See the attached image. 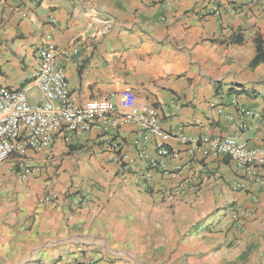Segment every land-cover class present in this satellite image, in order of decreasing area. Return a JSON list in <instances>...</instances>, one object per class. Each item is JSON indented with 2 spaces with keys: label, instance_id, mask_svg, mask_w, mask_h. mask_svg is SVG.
<instances>
[{
  "label": "crops",
  "instance_id": "0c3cea01",
  "mask_svg": "<svg viewBox=\"0 0 264 264\" xmlns=\"http://www.w3.org/2000/svg\"><path fill=\"white\" fill-rule=\"evenodd\" d=\"M211 1L0 0V86L30 82L52 44L71 103L131 90L161 129L100 119L18 152L36 169L0 185V264H264V169L251 180L208 146L236 136L264 148V64L249 67L264 0H219L239 9L221 25ZM230 209L241 230L224 226Z\"/></svg>",
  "mask_w": 264,
  "mask_h": 264
},
{
  "label": "built area",
  "instance_id": "2783aa9c",
  "mask_svg": "<svg viewBox=\"0 0 264 264\" xmlns=\"http://www.w3.org/2000/svg\"><path fill=\"white\" fill-rule=\"evenodd\" d=\"M239 9L212 0L206 10V15L215 16L222 24L223 13H236ZM35 89L39 96L30 103V92ZM150 109L137 102L136 95L131 90L112 93L98 99H91L81 105H75L69 100L64 68L59 62V56L52 44L43 45L38 51V66L30 82L20 89H9L0 86V164L14 157L18 152H40L50 150L56 136L62 131H87L102 119L105 124L116 131L119 121L139 126L146 132L159 134L161 129L155 120L149 119ZM243 113L244 110H241ZM210 154L232 161L235 166L245 172L251 180L262 182L258 172L264 169V148L252 147L239 137H216L208 141ZM112 146L111 154L119 161ZM161 158L170 157V151L156 146ZM51 153V151H48ZM16 167L25 178L31 175L36 167L26 159H19ZM162 167V164L159 166ZM89 194L90 191H86ZM171 197L169 192L163 197ZM84 197H77L74 205L80 206ZM244 213L230 209L224 226L228 229L243 228ZM67 264H97L93 259H83L77 262L70 259Z\"/></svg>",
  "mask_w": 264,
  "mask_h": 264
},
{
  "label": "trees",
  "instance_id": "16d2710c",
  "mask_svg": "<svg viewBox=\"0 0 264 264\" xmlns=\"http://www.w3.org/2000/svg\"><path fill=\"white\" fill-rule=\"evenodd\" d=\"M243 37L240 34H235L229 39V44L240 45L243 43ZM255 46V56L250 62V69H255L257 66L264 64V40L261 36H256L253 39Z\"/></svg>",
  "mask_w": 264,
  "mask_h": 264
},
{
  "label": "rangeland",
  "instance_id": "374dc122",
  "mask_svg": "<svg viewBox=\"0 0 264 264\" xmlns=\"http://www.w3.org/2000/svg\"><path fill=\"white\" fill-rule=\"evenodd\" d=\"M31 96L33 95L34 98H30V103H34L35 97L39 96L38 92L34 89L31 91ZM30 97V95H29ZM18 161V160H17ZM15 160V156L12 157L10 160H8L7 162L0 164V167H3L4 165H10L12 167V175L5 177V175L3 177L0 176V185H6V184H13L14 183V178L16 179V175L19 174L20 178H23L20 173L15 169L16 168V162Z\"/></svg>",
  "mask_w": 264,
  "mask_h": 264
}]
</instances>
